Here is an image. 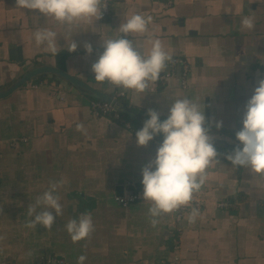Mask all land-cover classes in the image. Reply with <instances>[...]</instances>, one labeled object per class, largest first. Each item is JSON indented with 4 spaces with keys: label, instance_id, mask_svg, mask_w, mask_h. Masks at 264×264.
I'll list each match as a JSON object with an SVG mask.
<instances>
[{
    "label": "crops",
    "instance_id": "1",
    "mask_svg": "<svg viewBox=\"0 0 264 264\" xmlns=\"http://www.w3.org/2000/svg\"><path fill=\"white\" fill-rule=\"evenodd\" d=\"M110 2V13L95 21L97 32L86 24L78 29L82 33L73 37L76 52L69 53L60 37L62 50L53 56L33 39L36 28L53 23L29 10L22 13L16 0H0V89L47 64L101 91L120 94L119 89L97 82L90 65L102 51L101 36L115 35L125 16L139 12L152 17L151 33L172 56L185 58L191 69L185 86L177 68L174 77L149 88L145 97L132 92H124V97L136 109L146 113L155 109L164 119L168 99H195L206 105L208 119L223 122L220 130L213 125L211 134L237 144L243 106L257 86L258 74L264 73V0ZM244 15L255 17L254 30H241ZM84 42L93 45L91 56H86ZM149 47L144 44L145 51ZM45 75L0 97V263L7 259L34 264L40 255L49 254L62 257L64 264H77L83 254L84 264H171L175 255L180 257L178 264H264V177L233 169L221 155L222 164L209 170L207 183L196 194L203 206L195 223L177 222L168 214L153 228L142 199L141 169L154 158L162 136L138 147L135 133L147 115L145 120L131 111L127 120L122 115V120L113 114L96 115L91 108L94 96L58 75ZM77 124L84 130L77 131ZM214 144L221 154L235 148ZM60 180L63 215L51 230L25 227L33 218L28 206L50 181ZM126 180L136 183L140 198L123 206L114 196ZM222 200L227 205H218ZM86 212L91 213L95 230L74 243L65 225Z\"/></svg>",
    "mask_w": 264,
    "mask_h": 264
},
{
    "label": "clouds",
    "instance_id": "2",
    "mask_svg": "<svg viewBox=\"0 0 264 264\" xmlns=\"http://www.w3.org/2000/svg\"><path fill=\"white\" fill-rule=\"evenodd\" d=\"M106 8L105 0H16V9L29 10L34 16L53 23V27H38L33 33L35 44L53 56L62 50L58 43L60 37L66 42L69 53L76 52L78 44L73 37L82 33L78 29L86 24L90 31L97 32L95 21L102 18ZM239 22L242 31L255 29L254 16H241ZM151 23V16L137 12L125 16L115 29V35H100L102 51L90 65L97 82L107 83L119 89L121 94L132 92L140 96L149 92L150 84L160 79L167 64L173 60L161 39L151 33ZM57 27L62 31L58 32ZM129 35L132 39L127 38ZM137 37L143 38V42ZM145 43L150 46L147 51ZM83 48L86 56L93 54L90 42H84ZM256 85L243 106L242 127L235 132L237 146L224 154L217 151L215 137L211 134L213 125L220 130L223 122L208 119L204 103L187 96L167 98L168 114L164 120H161L160 112L148 109V118L135 136L138 147H147L150 141L162 136L154 158L141 169L142 199L148 204L149 222L153 228L163 216L182 208L189 209L188 223H195L200 215L195 203L196 194L207 183L209 170L222 164L221 155L233 169H246L250 174L264 177V73L258 74ZM76 128L77 131L84 130L83 124H77ZM63 183V180L50 181L48 189L28 206V215L33 218L25 227L40 225L51 230L56 218L63 215L58 195ZM65 229L74 243L90 237L95 230L91 213H81L78 218L68 220ZM86 259V255L78 256L77 264H84Z\"/></svg>",
    "mask_w": 264,
    "mask_h": 264
},
{
    "label": "built area",
    "instance_id": "3",
    "mask_svg": "<svg viewBox=\"0 0 264 264\" xmlns=\"http://www.w3.org/2000/svg\"><path fill=\"white\" fill-rule=\"evenodd\" d=\"M105 2L107 4V8L103 11V15H102L103 18H105L110 13V9H111L110 0H105ZM177 68H179L181 71L180 78H181L183 85L185 86L188 81L187 79L189 78L191 66L185 58L179 55H176V56H173V60L167 64L166 69L161 73L160 79L157 82L150 84L149 88L160 86L166 80L174 77ZM117 95L124 96V94H121V93ZM113 96L117 99L116 95H113ZM91 108L96 115H106V116L108 115L109 116L111 115V113H113L115 119H118V120L123 119L121 114H119L118 112L119 110L115 107L113 102H107L105 100H101L98 98L93 99L91 101ZM121 187H122L121 193H117L114 196L115 200L119 204L123 206H128L131 203L136 202L140 198L138 187L134 181L126 180L121 184ZM195 203L198 205L200 209V214H201L202 206H203L202 199L196 196ZM218 205L225 206L227 205V201H223V200L219 201ZM188 211L189 209L182 208L180 211L173 213L174 220L177 222H183V223L185 222L189 224L186 219ZM173 261L174 262L171 264H178L180 261V257L178 255H175ZM64 262H65V259H63L62 257H57L56 255L44 254V255H40L39 259H37L34 264H51V263L64 264ZM0 264H14V263L5 259Z\"/></svg>",
    "mask_w": 264,
    "mask_h": 264
},
{
    "label": "water",
    "instance_id": "4",
    "mask_svg": "<svg viewBox=\"0 0 264 264\" xmlns=\"http://www.w3.org/2000/svg\"><path fill=\"white\" fill-rule=\"evenodd\" d=\"M41 74H55L58 75L71 83H73L76 87H78L82 92L88 93L95 98L105 100L107 102H113L115 107L118 110L122 109L121 103L111 94L106 93L104 91H101L97 89L96 87L92 86L91 84L84 81L82 78L72 75L71 73L67 72L64 69H61L56 66L52 65H39L36 66L29 71H27L25 74H23L19 79H17L14 83H12L10 86H8L6 89H0V97H4L9 95L11 92H13L15 89L20 87L22 84L27 82L28 80L32 79L35 76L41 75ZM214 142L224 143L225 145L236 147L237 144H232L226 139L221 138H215Z\"/></svg>",
    "mask_w": 264,
    "mask_h": 264
},
{
    "label": "trees",
    "instance_id": "5",
    "mask_svg": "<svg viewBox=\"0 0 264 264\" xmlns=\"http://www.w3.org/2000/svg\"><path fill=\"white\" fill-rule=\"evenodd\" d=\"M44 76H46V75L45 74H41V75H38L36 78H39L40 79V78H43ZM116 97H117V100L121 103V105H122V107L124 109V110H119L118 112L123 117L126 116L125 117L126 120L130 118V117L127 118L128 115L126 114L129 111H131V113L133 112L134 114H136L137 117H140L141 119H144L145 120L146 112H142L139 109H136V107H134L133 105H130V102L128 101V99L126 97L120 96V95H117V94H116ZM93 98L94 99H97L95 97H93ZM125 109H127V110H125ZM111 114H113V113H111ZM113 117H114V114H113ZM160 118H161V120H164L163 117H160ZM131 126H132V129H135V127H134L133 124H131Z\"/></svg>",
    "mask_w": 264,
    "mask_h": 264
}]
</instances>
